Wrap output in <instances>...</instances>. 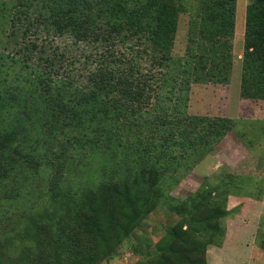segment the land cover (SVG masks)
Returning a JSON list of instances; mask_svg holds the SVG:
<instances>
[{"label":"trees","instance_id":"obj_1","mask_svg":"<svg viewBox=\"0 0 264 264\" xmlns=\"http://www.w3.org/2000/svg\"><path fill=\"white\" fill-rule=\"evenodd\" d=\"M26 2L27 9L34 8L33 19L53 37L68 36L92 47L96 65L84 75V82L58 79L55 68L65 55L55 46L45 58L49 72L38 63L26 80L0 87V190L4 192L0 214L5 201L27 194L30 179L48 167L46 158L65 153L63 143L72 145L76 155L87 147L91 154L107 157L104 164L112 162L116 149L122 151L126 156L121 168L116 171L115 164L112 169L120 179L111 175L89 189L81 206L82 222L74 228L61 227L53 239L44 220H32L31 211L22 213L28 224L24 237L33 234L41 250L32 264H44L49 258L57 264H99L151 212L152 190H160L163 174L183 167L186 158L193 164L202 160L213 143L232 129L230 118L191 115L186 108L191 83H225L230 78L237 0L192 1L189 45L183 57L173 52L180 15L189 10L184 0H17L16 4ZM125 47L130 57L120 52ZM26 48L32 53L38 43ZM165 85L171 86L169 92L180 93L176 113L158 107L141 112ZM241 95L264 99V0H251L246 10ZM144 99L137 110L135 102ZM200 196L184 222L204 231L208 225L222 239L224 229L212 221L225 217L227 210L219 207L211 214H199L210 192ZM5 224L9 229L4 231L11 230V236L22 234L11 226L13 222ZM175 229L164 244L160 264H207V246L221 244L215 236L186 240L183 225ZM83 240L86 245L81 246ZM61 246L78 261L65 262Z\"/></svg>","mask_w":264,"mask_h":264},{"label":"rangeland","instance_id":"obj_2","mask_svg":"<svg viewBox=\"0 0 264 264\" xmlns=\"http://www.w3.org/2000/svg\"><path fill=\"white\" fill-rule=\"evenodd\" d=\"M192 1L184 0L189 10L179 18L173 52L179 57L185 56L189 45ZM250 1L237 0L236 31L228 82H194L188 90L187 113L230 118L232 129L220 142L213 143L212 150L202 160L193 164V159L189 161L186 158L183 167H173V171L168 170L163 174L160 190H152L151 212L99 264H160L159 257L164 244L169 241L170 232L180 225L187 231L186 240L198 237L197 241H204L210 236L217 239L220 234L214 233L215 230L209 229L208 225L204 231L184 222L193 205L200 201V192L207 191L210 192V199L201 203L198 213L211 214L219 207L223 208L221 211L226 209L228 212L225 217L212 221L224 229L225 235L222 239L218 238L221 244L207 246V264H264V233L260 234L264 232V207L260 210L255 203L252 204V200L264 190V99H247L241 95L246 10ZM29 2L17 6V0H0V87L7 82L15 84L26 80L29 74L33 75L38 63L49 72L50 63L45 58L52 55L55 46L65 55L55 68L58 70V79L71 78L76 83L84 82V75L96 65L92 56L94 49L75 43L68 36L53 37L43 24L33 19L36 16L34 8H26ZM23 10L26 12L23 13ZM13 18L16 19L15 23L12 22ZM32 42L38 43V50L28 53L26 46ZM120 52L130 57L131 51L127 47ZM39 56L44 60H40ZM170 90L171 86L165 85L159 95L148 100L149 103L141 112L146 113L158 107L157 110L168 109V114H175L174 105L179 101L176 96L180 93L178 89L175 93ZM143 102L146 99L136 101L134 107L138 110V104L144 105ZM57 148L60 149V146ZM62 148L64 154L46 158L48 167L42 168L44 171L41 175L30 179L25 188L26 195L22 194L19 198H11L3 203L4 212L0 214L2 264H32L34 256L41 252L36 240L32 239L33 234L31 238L24 237L28 224L22 218L23 211L25 215L31 211L32 220H44L46 232L54 239L61 227L74 228L82 222L83 197L90 188L96 189L101 179L111 175L116 180L120 179L116 171L121 168L120 162L126 156L122 151L116 149V153L111 156L112 162L104 164L108 158L91 154L93 150L89 152L87 147L78 155L74 152L76 149L68 143H63ZM166 160L170 161L169 158ZM162 163L165 167L169 166ZM115 164L117 168L113 172ZM44 193L47 195L43 196ZM2 196L3 189L0 190V198ZM38 208L40 212L36 213ZM5 222H13L11 226L18 227L22 234L12 233L11 236V230L9 233L4 231L8 228ZM84 245L86 242L83 240L81 246ZM47 248L51 252L49 246ZM62 248L60 253L64 255L65 262L78 261ZM52 261L46 259L44 264H57Z\"/></svg>","mask_w":264,"mask_h":264},{"label":"crops","instance_id":"obj_3","mask_svg":"<svg viewBox=\"0 0 264 264\" xmlns=\"http://www.w3.org/2000/svg\"><path fill=\"white\" fill-rule=\"evenodd\" d=\"M262 194V195H261ZM238 198L243 199L244 201L246 200L245 197H240L238 196ZM252 204L255 203V205L260 209L264 207V190H262V192L260 193V196L257 197L256 199L252 200ZM261 210V209H260Z\"/></svg>","mask_w":264,"mask_h":264}]
</instances>
